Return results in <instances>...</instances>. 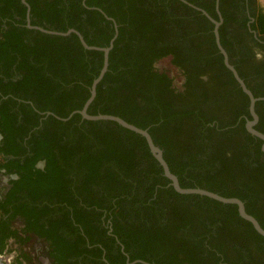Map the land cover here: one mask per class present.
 I'll use <instances>...</instances> for the list:
<instances>
[{
  "label": "flooded vegetation",
  "instance_id": "flooded-vegetation-1",
  "mask_svg": "<svg viewBox=\"0 0 264 264\" xmlns=\"http://www.w3.org/2000/svg\"><path fill=\"white\" fill-rule=\"evenodd\" d=\"M104 69L87 113L109 114L115 90L118 104L163 88L164 103L191 110L180 159L232 166L226 181L240 194L230 197L264 228V138L250 128L264 134V0H0L3 253L21 264H264V235L238 205L188 210L173 191L199 194L173 186L141 134L150 154L138 147L95 176L83 166L99 151L97 131L125 128L82 112ZM131 70L142 79L128 87Z\"/></svg>",
  "mask_w": 264,
  "mask_h": 264
},
{
  "label": "trees",
  "instance_id": "trees-1",
  "mask_svg": "<svg viewBox=\"0 0 264 264\" xmlns=\"http://www.w3.org/2000/svg\"><path fill=\"white\" fill-rule=\"evenodd\" d=\"M167 52L172 51L167 50ZM140 58V55L133 57V61L130 64L133 69L136 68V65H139L138 61ZM174 62L179 64L181 63L180 59L177 57L174 58ZM130 72L132 77L129 78L127 84L128 87L131 85L135 86L136 83L142 79L141 74L134 73L132 70ZM142 91L143 90L138 92L141 94ZM138 92L130 91L128 95L122 96L121 103L116 104L114 101L117 99L116 94L118 93L116 90L113 91L114 96L112 95L110 105L104 111L109 114L119 115L127 121L142 128H147L151 122H155L162 117L164 121L162 122L160 129L166 130L167 134L164 136L159 135L160 129L155 127L149 129V132L156 143L164 151L166 160L168 161L171 169L179 176L182 186L202 187L218 192L225 196L236 195L239 191L237 187L234 186L233 183L229 184L226 181V172H229V169L232 168V166L230 167L229 164H225L224 168L223 166L212 168V165H214V159L204 160L203 163L198 164H196L194 159H192L189 163L191 166H188L180 159V157L182 158L186 156L185 152L192 145V137L195 133L191 124L187 125L181 120L183 117L191 114V110L181 107L174 109L164 103L165 100L162 94H164L165 91L161 87L154 86L152 89L146 90V93L148 94L147 98H145L143 95H138ZM140 99L143 105H141ZM151 106L152 109L150 114L143 115L142 109ZM170 118H173V120L174 118L177 119L178 124L173 126L168 124ZM117 130L123 131V134L118 133ZM94 137L99 144L98 153H96L94 156H91L88 153L83 158V166L87 170H90L93 176L98 175V170L105 162L122 165L124 160L132 158L138 147L143 148L147 154H150L148 148L146 147V142L144 140L142 141L133 131L123 127H119L110 132L97 131L91 138L93 139ZM124 139L127 141V143H124ZM123 144H125L126 150H121V146H123ZM123 153L125 156L121 157ZM123 157L124 159H122ZM198 170H202L203 172L201 171V174H196L195 172ZM187 171L190 173L188 175H184V173ZM173 193H176V195L182 197V204L188 210L195 213V215L207 212L211 210V208L217 209V212H221L222 210L220 209L225 206L223 203L207 196L181 195L176 191H173ZM237 212L238 211L236 210V213ZM5 244V241L0 242V253L4 252L6 246ZM12 264H21V262H18L17 258L15 257L12 259Z\"/></svg>",
  "mask_w": 264,
  "mask_h": 264
},
{
  "label": "water",
  "instance_id": "water-1",
  "mask_svg": "<svg viewBox=\"0 0 264 264\" xmlns=\"http://www.w3.org/2000/svg\"><path fill=\"white\" fill-rule=\"evenodd\" d=\"M219 23H217L218 25ZM217 36H218V32H217ZM222 52L224 53V55L226 56V63L227 65L230 67V69H232V71L234 72L235 77L237 78V80L239 81L240 85L242 86L243 90L245 92H247L250 97H251V110L254 113V115L256 116V113L254 111V106H255V101L256 98L253 96L251 90L248 88V86L246 85L245 81L242 79V77L240 76V74L238 73V71L235 69V67L229 63L228 60V54L226 52V50L220 45ZM105 69L102 71L101 75L99 76V78L95 81L94 84V88H93V94L90 98V100L87 102L84 110L82 111L84 116L88 119H92V120H112V121H116L119 124H121L122 126H124L125 128H128L134 132H137L139 134H141L142 136H144L151 148V151L153 152V154L155 155V157L159 160V162L161 163V165L164 168L165 174L171 179L173 186L181 193L184 194H199V195H203V196H207L210 197L212 199H215L217 201L223 202V203H231V204H236L239 207V211L240 214L253 222L254 226L256 227V229L262 233L264 235V228L260 225V223L258 222V220L250 215L245 208L244 202L237 197H230V196H225L222 195L218 192L206 189V188H201V187H183L181 186L178 177L171 171L168 162L166 161L165 157H164V153L163 150L161 149L160 146H158L155 142L154 139L152 137V135L150 134L148 129L139 127L129 121H127L126 119L122 118L121 116L118 115H114V114H89L87 113V106L88 104L91 102V100L94 98L95 96V85L96 83L100 80V78L102 77V75L104 74ZM250 128L257 133L258 135H260L261 137L264 138V134L258 132L257 130L253 129L252 126V122L250 123ZM0 264H9L8 262H6V260L4 259L2 253H0Z\"/></svg>",
  "mask_w": 264,
  "mask_h": 264
},
{
  "label": "built area",
  "instance_id": "built-area-1",
  "mask_svg": "<svg viewBox=\"0 0 264 264\" xmlns=\"http://www.w3.org/2000/svg\"><path fill=\"white\" fill-rule=\"evenodd\" d=\"M4 259L6 260V262H8L9 264H12V255L11 254H6V253H2Z\"/></svg>",
  "mask_w": 264,
  "mask_h": 264
}]
</instances>
